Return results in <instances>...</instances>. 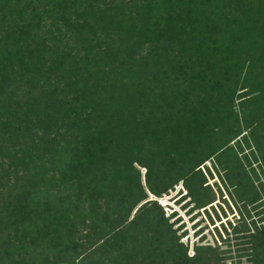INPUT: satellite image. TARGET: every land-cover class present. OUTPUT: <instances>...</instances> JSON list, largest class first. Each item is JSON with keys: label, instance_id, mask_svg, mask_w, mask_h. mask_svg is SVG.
I'll list each match as a JSON object with an SVG mask.
<instances>
[{"label": "trees", "instance_id": "trees-1", "mask_svg": "<svg viewBox=\"0 0 264 264\" xmlns=\"http://www.w3.org/2000/svg\"><path fill=\"white\" fill-rule=\"evenodd\" d=\"M259 131L264 0H0V264H220L150 195L206 211L211 163L247 212L231 142ZM244 214L226 234L264 264Z\"/></svg>", "mask_w": 264, "mask_h": 264}, {"label": "rangeland", "instance_id": "rangeland-1", "mask_svg": "<svg viewBox=\"0 0 264 264\" xmlns=\"http://www.w3.org/2000/svg\"><path fill=\"white\" fill-rule=\"evenodd\" d=\"M235 110H240L238 105ZM256 133L255 138L251 134L249 135L248 144L242 136L231 142L235 153L243 159L244 166L250 171L256 189L260 193L256 205L246 207L247 212L240 203L236 204L232 200L224 182L211 163H207L210 173L205 168H201L216 197L212 207L206 206V211L193 208V204L186 194L187 190L181 182L160 197L150 195V199H155L161 206L168 222L173 224L172 228L176 230L179 240L187 247L189 255L193 254L196 245H211L219 252L220 264H250L248 238L235 239L231 234L228 236L226 231L230 232L229 222L232 225L241 223L242 211L245 213L244 224L246 227H251L252 221H259L264 217V159L257 150V146H259L261 152H264V133L262 131ZM245 156L246 158H244ZM217 167L221 166L217 165ZM251 167L254 171L251 170ZM141 172L143 175L144 168H141Z\"/></svg>", "mask_w": 264, "mask_h": 264}]
</instances>
